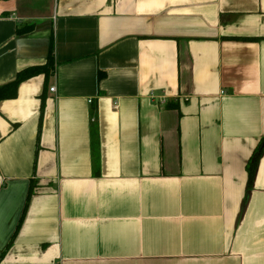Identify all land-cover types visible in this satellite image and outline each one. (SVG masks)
Wrapping results in <instances>:
<instances>
[{
	"label": "crops",
	"instance_id": "0c3cea01",
	"mask_svg": "<svg viewBox=\"0 0 264 264\" xmlns=\"http://www.w3.org/2000/svg\"><path fill=\"white\" fill-rule=\"evenodd\" d=\"M51 44L0 100V264H264V0H0V86Z\"/></svg>",
	"mask_w": 264,
	"mask_h": 264
},
{
	"label": "trees",
	"instance_id": "16d2710c",
	"mask_svg": "<svg viewBox=\"0 0 264 264\" xmlns=\"http://www.w3.org/2000/svg\"><path fill=\"white\" fill-rule=\"evenodd\" d=\"M242 39L243 40H247V39L250 40V39H257V38H242ZM53 66H54L53 44H51L48 59L44 65L30 66V67L24 68V69L17 72L16 77L12 81H10L7 84L0 86V100L14 98L16 96V91H17L18 85L22 81H24L28 78H31L35 75L40 74V73H43L45 75V78H47L49 76V74L52 72ZM99 78H100V75H99ZM43 108H44V95L42 94L41 105H40V116L42 115ZM39 132H40V126L38 129V137H39ZM263 150H264V137L257 144V146H256L252 156L250 157V160L248 161L247 166H246L247 184H246V190H245L243 203L246 202L248 193H249L250 189L252 188V182H253L254 175L256 172L258 160H259ZM31 194H32V189L30 188L27 199L30 198Z\"/></svg>",
	"mask_w": 264,
	"mask_h": 264
},
{
	"label": "built area",
	"instance_id": "2783aa9c",
	"mask_svg": "<svg viewBox=\"0 0 264 264\" xmlns=\"http://www.w3.org/2000/svg\"><path fill=\"white\" fill-rule=\"evenodd\" d=\"M49 90H50V91H54V90H55V86H51V87L49 88Z\"/></svg>",
	"mask_w": 264,
	"mask_h": 264
}]
</instances>
